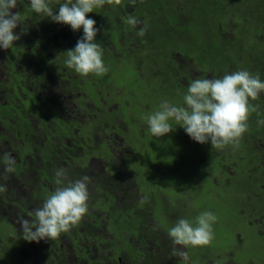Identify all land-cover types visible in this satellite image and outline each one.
I'll return each instance as SVG.
<instances>
[{"label": "trees", "instance_id": "1", "mask_svg": "<svg viewBox=\"0 0 264 264\" xmlns=\"http://www.w3.org/2000/svg\"><path fill=\"white\" fill-rule=\"evenodd\" d=\"M19 1L28 8L30 20H33L38 27L40 26L45 33L56 36L57 63L55 68L50 69L48 73L56 72L62 87L65 85L68 87L72 84L73 87H77L80 92H83V90L92 89L95 80L103 78L104 81L100 84L101 88L110 90L120 83L119 80L117 84L112 79L117 74L120 75L122 71L124 77H128L130 73H133L135 77L143 76L135 82L129 83L125 78V83L129 84L130 90L133 92L139 90L140 102L151 105L137 109L138 117L148 116L157 110L164 100L173 104L175 102L183 103V96L187 93L188 85L191 82L187 86L178 85V78L181 75L183 76L186 68L189 69L190 73L191 71L194 72L192 78L197 79L207 75L211 78H221L227 73L238 70H247L252 74H259L260 79H262L259 69H261L260 61L264 53L261 39L264 33V0H136L135 4L131 0H121L120 5L105 4L103 7L94 9L92 13L87 15L96 21V27L100 29L95 42L102 47V59L105 67L108 68V72L101 76L92 73L83 76L76 73L74 69L68 68L65 64L66 51L75 47L77 40L83 35L82 27L78 31H73L70 25L56 23L43 14L35 13L31 9L29 1ZM63 2L64 0H49V6L53 11H56L59 4ZM17 6L19 7V5ZM129 15L139 19L141 24L135 28L129 26L125 22ZM237 16H240L239 19H236ZM145 24L147 25L146 34L140 37L137 32ZM51 43H53V40ZM185 59L187 61L192 59L190 67L180 62ZM130 62L133 63L131 66L122 69L123 63ZM40 76L38 73V77ZM18 78H20V75H16V78L11 82ZM8 86L9 82L0 80V88L7 89ZM124 95V98L130 99V92H125ZM50 98V104L55 105L56 96L53 95ZM256 100H259V98ZM249 101L254 102L255 100L250 98ZM123 109H125V106ZM116 112L117 110L114 108L103 110L97 114V117L92 119L93 122L86 121L89 124L86 125V129L84 128L85 131L83 130L80 134L82 135L81 139L78 136L71 138L69 135L70 141L68 144L62 143L55 146L53 154L45 152L43 154L44 167H37V170L42 172V179L45 182L43 183L37 179L30 180L35 184L32 192L34 200L31 203L38 205L37 208H39L42 206L43 201L55 191L57 185L54 186L53 182L56 180L55 171L57 169L64 168L66 171L69 168L72 169L67 174V179L70 181H75L85 175L90 177L88 183V210L77 224L65 232L68 233L66 237L70 240L62 243L63 247L68 250L70 242L74 241L75 255L79 258L84 257L89 250L85 247L86 244L82 243V240L85 242L87 238H90L92 242L95 240L100 245L102 240L99 239V231L106 225L110 226L112 220L116 221L111 228V233L115 237H113L115 242L113 244H123V241L120 240L122 224H128V226L131 224L132 227L141 224L144 227L148 223H153L152 217L156 206L154 205L153 208L149 209L151 203L154 204L153 183L149 178L150 173L140 174L137 167L141 162V157L135 152L136 149L141 152L145 151L146 138H141L135 145H132V136L128 133V131L131 133V126H129L131 130L121 128V131L115 127V123L112 121V115ZM260 112L261 108H258L255 115L260 116ZM253 115L254 112H250L248 119L251 120ZM129 116L128 120L133 126L132 115L129 114ZM170 123L175 126V122L170 121ZM98 124L102 126L108 124L107 127L119 136V139L115 138L113 142L98 139V141H104L103 152L106 155L109 153L106 146L114 149L115 159L108 163L109 175L105 173L99 175L98 170L95 171L97 167L95 162H87L84 165L73 164L76 155L80 154L81 157H84L88 155L87 153L98 154L97 150L100 147V142L90 147V143L96 140L95 137L100 132L96 127ZM91 125H93L92 130ZM175 128V131L164 135L163 138L173 135V139L191 140L187 134L179 133L181 129L179 125H176ZM243 136H245V140L241 139L238 147L228 145L224 148H229L234 152L242 151L246 147V138L248 137L246 132ZM121 139H124V141L122 142ZM124 149L129 150L131 154L126 153ZM122 150L124 152L120 155L119 152H122ZM20 151V157L23 159L22 163L26 164L29 160L25 156L27 149H20ZM104 153L102 156H105ZM27 154L34 161L36 155L33 150L30 149ZM47 156L52 158L50 164L46 163ZM2 157L3 149L0 152V164L3 163ZM80 160L83 162L82 158ZM69 165H80L81 168L78 171L74 169V166L69 167ZM106 178L108 179L106 180ZM0 186L6 187L2 183H0ZM100 188L104 190L105 197L96 194ZM2 192L0 191V193ZM145 196H147V200L142 202ZM251 196L252 200H247L245 205L248 206L249 204L251 216L260 217L262 215L261 211L252 209L256 196L255 194ZM130 199H133L134 202L128 203ZM108 201L110 203L106 206ZM163 201L166 202L163 198L161 206L164 205ZM140 205L143 209H140ZM156 205L158 204L156 203ZM16 211L21 216L17 215L15 220L23 217L22 215L26 219H35L33 213L25 207L19 206ZM163 213L158 214V217L172 226L180 219V214L173 218ZM157 225L160 226L159 223ZM133 233V236H128L125 240V249L129 245L133 247L134 243L143 237L142 233H138L139 236L136 238L137 231ZM61 234L59 236L63 237ZM146 234H150L148 230H146ZM161 241L166 243L162 251L166 253L172 250L173 253L174 245L173 247L170 246V236L167 234L165 236L161 235ZM110 244L112 242L109 241ZM23 246L26 247L22 248ZM43 246L38 243L33 245L32 241H28L26 244L23 243L21 245L22 250H13L15 251L13 253L5 252L10 257H7V260H1L0 264H60L59 262L50 261L56 256H60V258L63 256L56 255L59 251L60 253L64 252V249L61 250L59 242L57 241L55 246L50 248H46V245ZM57 247H59V251ZM131 247H129L130 250ZM207 250L208 254H212L215 258L216 251ZM110 255L118 257V253L110 252ZM125 256L130 259L131 264H140L139 258H135L132 251H129V254H125ZM100 260H102V257L94 258L93 262L98 263ZM116 264L120 263L116 262Z\"/></svg>", "mask_w": 264, "mask_h": 264}, {"label": "flooded vegetation", "instance_id": "2", "mask_svg": "<svg viewBox=\"0 0 264 264\" xmlns=\"http://www.w3.org/2000/svg\"><path fill=\"white\" fill-rule=\"evenodd\" d=\"M17 5H19V7L17 6V8L13 9L12 11L20 12L19 14L21 18V25H18V27L13 31L15 34H19L21 33V29H24V34L21 35V38L19 40L14 41V44L11 48L7 50L0 48V80H2L3 82H9V86L7 87V89L0 88V152L3 149V152H10L12 156L15 157V165L13 171V173L15 174L12 175L13 178H11V184L9 185V188L14 194V199H10L8 196H6L5 190L0 193V221L7 222L11 226H14V228L15 225L13 221H15L17 215L21 216L20 214H18V211H16L17 207H25L30 212H32L31 208L35 207L32 204L34 196L32 198H27V196L24 194L23 187L18 184V181H23L24 183L28 184L30 188H35V184H33V182H31L30 180L37 179L39 181H42L43 183L45 182V180L42 179V172L38 171L37 167H44L45 162L43 154L45 152H51L53 154L55 152L56 142L58 143V145H61L62 143L68 144V142L70 141L69 135L71 138L78 136L81 139L82 135L80 134L83 132V130L85 131L86 125L89 124L86 121L93 122L92 119L94 117H97L98 113L102 112L103 110H111L114 108L117 110V112L112 115V121L115 123V125H118L115 122V117L117 115L124 116V121H126L132 128V130L130 129V127L128 129L131 130V133L128 131L129 135L132 136L131 144L135 145L136 140L146 138V136L150 133L147 128L145 135H137L136 130L138 129V125L140 124V122L147 124L145 116L138 117L137 109L151 106L149 104H142L140 102V97H138L140 95V92L137 88V90L133 92L132 90H130L129 84H126L122 81V76H124L123 71L120 73V83L118 84L117 82L118 85H116V87L114 88L112 87V89L110 90H104L101 88L100 84L104 81L103 78H98L97 80H95V83H93L92 85L93 88L90 90H83V92H80L77 87H73L72 84L68 87H66L67 85L62 87L60 78L56 74V72L48 73L50 72V69L55 68L57 63L58 50L55 45L56 36L54 34L45 33L40 26L38 27L36 23L33 22V20H30L28 8L25 6V4H21L20 1L17 0ZM261 39L264 49V33ZM52 40L53 43H51ZM260 66L261 70L259 72H261L262 79L264 80V53L260 61ZM38 73L41 75L40 77H38ZM16 75H20V78L16 79L14 82H11L14 78H16ZM141 77L143 76L136 77L133 82L140 79ZM123 78L125 80V77ZM200 78L202 79V76ZM178 85H188V82L185 83L183 81L182 75L180 78H178ZM111 92H117L118 94H120L121 99L115 105L112 104L110 100ZM125 92H130V99L124 98ZM75 93H78L80 95V98L77 99L76 102L80 104H86V106L83 105L81 108L75 109L68 104L67 99ZM53 95L56 96V104L52 106L50 104V97ZM59 96L61 97L59 98ZM258 98L259 100H255L254 102L249 101L251 105H256L258 106V108H261V112L260 116L255 115L254 112L251 120L248 119L247 121L248 126L249 124L253 123L256 125V128L252 133L246 132V135L248 136L246 138V147L240 152H234L229 148H223V150H219L218 154L221 155V157L223 155L228 160L231 166L234 165L233 171L240 170L239 163L240 161L244 160L245 156L256 161L257 167L248 170L249 175L247 176V178H249L251 181H253L255 178L257 187L254 189L243 188L244 191L240 195V200L245 204L247 200H252L251 195L255 194L256 199L252 205V209L254 211H261L262 215L260 216L261 218L253 217V215L251 216V214L249 213L248 215H243L241 219L250 217L252 221L251 224H256L261 236H263L264 222L262 220L264 219V161L262 163H260V161L264 160V124H258V121L264 119V92H261ZM87 100H90L91 104H87ZM133 103L135 105L131 106V104ZM91 106L94 108H92ZM124 106L125 109H123ZM124 110H127L126 115L123 114ZM132 111L135 112L133 113L134 115H137V121L135 122L134 119V122L132 123L133 126L128 120V117L130 118L129 114L132 115ZM132 117L134 116L132 115ZM100 126L102 125L98 124L96 127H98L99 129ZM107 126L108 124L105 126L106 130L112 131ZM241 139L245 140V136H242ZM103 142L104 141L100 143ZM108 147L106 146L108 152L113 154L114 149L112 147ZM20 149H27L25 156L26 159L28 158L29 160L26 164L22 163L23 159L22 157H20ZM30 149L33 150V153L36 155L34 161L29 158V155L27 154ZM98 153L99 154L97 155L103 154L102 152ZM87 154L88 155H85L84 157H81L80 154L76 155L73 164L76 163L84 165L87 162H95L96 165H98V157L92 155V153ZM237 154H240L239 160H237L235 157ZM80 158H82L83 162H81ZM221 161L227 167V162L223 158H221ZM28 162L30 163L28 164ZM51 162V156H47L46 163L50 164ZM2 164L3 163L0 164L1 180L3 176V172L1 170L5 167L4 165L2 166ZM71 166L74 165H69V167ZM80 168V165L74 166V169L78 171L80 170ZM71 170L72 169L69 168L67 170V174H69ZM160 171L163 172V174L160 172L161 175H164L165 169H162V167H160ZM257 171H260L262 173L261 177H258ZM53 185L56 186V183H53ZM10 200H14V208L7 206L10 204ZM176 200L175 202L171 200L170 203H168L167 201H163V206H161L160 203L156 205V202L154 201L156 207H154L155 209L152 217L153 223H148L144 227L141 224H138V227H133V230H136L137 233H142L143 235L142 239L138 240L137 244L134 243L133 247L129 245L125 249L126 244H123L122 246L120 244H113V236L111 239L112 244L108 246V253L101 254L98 251V248L104 247L107 250L108 247L103 243H100V245L96 246V244L92 242V239L87 238V241L85 242L82 240V243H84V245L86 244L85 247L89 249L84 257L82 256L81 258H79L75 255V243H73L74 241H71L68 250H63L64 252H66L65 254L67 257L65 256L64 252L60 253L59 247H57V250L59 252H55L56 255L59 254L63 256L61 258L60 256H56V258L51 259L50 261L59 262L60 264H116V262L120 264H126L123 263L122 259L126 258L125 254L128 255L129 251H132L134 253L135 258H139L140 264H161L167 256L178 258V256L173 255V253L171 252L172 250H169L166 253L162 251V248H165L166 243L165 241H161V235L165 236L167 234L169 236V234L168 230L163 229L161 226L157 225V223H160L161 219H158L155 214V211L159 212V214L164 212L165 215H170L173 218H176L180 214V219H187L183 214L180 213L181 210L178 211V209H175V206L178 204L180 205V201H184L185 199H178V201ZM131 202H134V200H128V203ZM181 203L186 209H190V211L194 209L200 211L199 209H201L193 207L191 202L188 203L187 201H185ZM37 206L38 205H36V208ZM140 209H143L141 205ZM22 216L23 218H25L24 215ZM146 230L149 231V235L146 234ZM246 234L247 233H244V236ZM61 235L65 237L68 236V233L63 232V234ZM130 235L133 236L134 233L132 232L130 233ZM1 240L0 251L4 253H13L15 252L13 250H22L21 246H9V248L5 250V246H3L2 244L3 240ZM238 240L240 241V239ZM42 245L45 246V244L43 243ZM49 246L51 247L52 245L50 244ZM170 246L173 247L171 242ZM24 247L26 246H23L22 248ZM60 247L64 248L62 243L60 244ZM129 247H131V250ZM187 251L189 259L187 261L181 259L177 264H193V258L189 253L190 251L188 249ZM234 251L235 249L230 253L233 254ZM110 252L118 253V257L111 256ZM230 253H227V256L223 253L224 257H227L225 260L232 261L234 264H246L245 261L238 262L230 258L228 256ZM104 255L106 256L104 257ZM252 255L256 257V253ZM6 257L10 256H7L6 253ZM101 257L102 260H100L98 263L93 262L94 258ZM147 258L150 259L147 261ZM205 258L206 260H204L203 264H210V262L216 263V261H214L215 258H213L212 254H206ZM126 259L130 261V259ZM250 260L251 258L249 259V261ZM254 263L255 262L250 261V264Z\"/></svg>", "mask_w": 264, "mask_h": 264}, {"label": "clouds", "instance_id": "3", "mask_svg": "<svg viewBox=\"0 0 264 264\" xmlns=\"http://www.w3.org/2000/svg\"><path fill=\"white\" fill-rule=\"evenodd\" d=\"M131 2L135 4L136 0ZM29 3L35 13L43 14L56 23L70 25L73 31L83 28V35L75 47L66 51L65 64L68 68L83 76L90 73L101 76L108 72L102 59L103 49L95 42L100 29L87 14L105 4L120 5L121 0H64L56 11L49 6V0H29ZM16 8L17 0H0V48L5 50L24 34V29L19 34L13 31L21 25L19 12L12 11ZM125 22L133 28L141 24L131 15ZM146 30L145 24L139 28L137 35L143 37ZM261 92H264V81H261L259 74L247 70L227 73L221 78L195 79L183 96V106L164 100L145 120L153 137H163L175 131V126L179 125L192 140L200 144L210 142L211 147L216 149L228 145L238 147L248 130L250 112L258 110V106L251 105L249 99L256 100ZM170 121L175 122V126ZM258 124H264V119L259 120ZM2 159L5 173L13 172L15 157L5 151ZM55 177L57 187L42 206L35 209V219L18 218L23 238L27 241L39 242L58 237L77 224L88 210L90 177L85 175L70 181L64 168L57 169ZM4 190L0 186V191ZM146 200L147 196L142 202ZM216 220V215L211 211L200 213L194 221L179 219L168 229L174 245L173 255L187 261L189 256L184 248L208 245L214 238L212 225Z\"/></svg>", "mask_w": 264, "mask_h": 264}, {"label": "rangeland", "instance_id": "4", "mask_svg": "<svg viewBox=\"0 0 264 264\" xmlns=\"http://www.w3.org/2000/svg\"><path fill=\"white\" fill-rule=\"evenodd\" d=\"M239 17L237 16L236 19H239ZM180 62L184 65H187V67H190L192 64V59H189V61L185 59L184 61ZM132 64L133 63L131 62L125 64L123 63L122 69H125L128 66H131ZM260 70L261 69H259V71ZM193 74L194 72L191 71L190 73L189 69L186 68L182 76L183 81L185 83H189L197 79L192 78ZM207 76H202V79L211 78ZM120 77L121 75L117 74L116 77L112 79V81L117 83ZM123 77L124 76H122V81L125 82ZM125 78L129 83L133 82L136 77L133 73H130L129 76ZM261 81L264 80L261 79ZM144 87L148 88V86L145 85ZM60 97L61 96H59V98ZM138 97H140V95ZM79 98L80 95L78 93L71 95L67 99L68 104L75 109H79L83 105L86 106V104H80L76 102V100ZM120 99V94H118L117 92L110 93V100L112 104L115 105ZM87 104H91L90 100H87ZM134 105V103L131 104V106ZM175 105L182 106L183 103L175 102ZM133 113L135 112H131V114L134 116L132 117V119L133 122L134 119L136 122L137 115H134ZM123 114L126 115L127 110H124ZM115 122L118 124L115 125V127L119 128V130L122 131L121 128L126 130L129 129L130 125L126 121H124V116L117 115L115 117ZM90 128L92 130L93 125H91ZM147 128L148 125L146 123L141 122L138 125V129L136 130L137 135H145ZM255 128V124H249L248 130L246 132L252 133L255 131ZM99 129L100 134L95 137L97 141L94 140L93 142H91L90 147H93L97 143L102 142L98 141V139L108 140L110 142H113V139L115 138L119 139V136H117L114 131H107L105 126L104 130L103 126H100ZM179 133L186 134L182 127ZM173 138V135H169L166 138L153 137L151 133H149L146 136L145 151L141 152L138 149H136L135 151L141 157V162L137 168L140 170V174L150 173L149 178L153 183V189L155 193V198H153V200L157 204H161L163 198L168 203H170L171 200L175 202L176 199V201H178V199H186L185 201H187L188 203L191 202L193 207L201 208L199 209L200 211H198L197 209L190 211V209H186L181 203L185 202L183 200L180 201V205L178 204L175 206V209H178V211L181 210L180 213L183 214L189 221H194L195 218L204 211H211L216 215L217 220L212 225L214 238L211 240V242L205 246H187L183 249L187 253V249L190 251L189 253L193 258V264H203L204 260H206V254H208L207 249H209V251H216L214 261H216L217 264H234L232 261L225 260L227 257H224V254L227 256V253L232 252L234 249L235 254L230 253L228 256L234 259L235 261H245L246 264H250V261L255 262L254 264H264V235L261 236L256 224H251L252 221L250 217L241 219L243 215H248L250 213L249 206H246L244 202L240 200V195L244 191L243 188L254 189L257 187V182L255 178L253 181L247 178V176L249 175L248 170L257 167L256 161H254V159L252 158H247L245 156L244 160L240 161L239 163L240 170L233 171L234 165L231 166L228 160L223 155L221 157V155L218 154L220 149L212 148L210 143L200 144L192 140L190 137L189 138L191 140L186 139L185 141ZM121 140L122 142L124 141V139ZM138 141L139 140H136L135 142ZM99 145L100 148L97 150V153H104V143H100ZM56 146H59L57 142ZM124 150L126 153L131 154L129 150ZM124 150H122V152H119V154L121 155ZM104 154L105 156L97 154L95 155L96 157H98V165L95 168V171L98 170L99 175L102 173L109 175L108 163L115 159V153H108V155H106V153ZM235 157L237 160H239L240 154H237ZM221 158H223L227 162V167L221 161ZM263 161L264 160L260 161V163H262ZM29 163L30 162H28V164ZM160 167H162V169H165L164 175H161V173L163 174V172L160 171ZM1 171L3 172V176L2 180L0 178V183L6 186L5 195L8 196L10 199H14V194L8 185L11 184L10 180L11 178H13L12 175L15 173L11 172L6 174L4 169H2ZM257 175L258 177H261L262 173L260 171H257ZM107 179L108 178H106V180ZM53 183L55 184V182ZM18 184L23 187L24 194L27 196V198L33 197L32 192L34 188H30V186L24 183L23 181H18ZM96 194L105 197V192L101 188ZM9 202L10 204L7 206L14 208V200H10ZM109 203L110 201H108V204L106 206H108ZM154 205L155 203H151L149 209L153 208ZM34 206L35 207L31 208V211L33 213L35 209H37L36 205ZM155 214L156 217L159 219V212L155 211ZM262 221L264 222V219ZM115 222L116 221L112 220L110 226L106 225L102 230L99 231V239L102 240L100 241V243H103L107 247L109 246V241L111 242V239L113 237V234L111 233V228L114 226ZM13 223L16 229L9 223L0 221V240H3L1 241L3 246H5V250H7L9 246H21L23 245V243L26 244L28 242L23 238L22 231L18 224V220L13 221ZM159 225L166 230L173 227L170 223L165 220H161ZM131 227V224L129 226L128 224H122L121 226L122 235L120 237V240L123 241V244H125V240H127L128 236H132L129 234L136 231L133 230V227ZM134 227H138V225ZM244 233L247 234L244 236ZM138 236L139 234L136 233V238ZM238 239H240V241ZM67 240L68 238L66 236H58L54 239H43L37 243H43L47 247H50V244L52 246H55L57 241L59 242V244H61ZM32 242L33 245L37 244L36 241ZM93 243H96V241L93 240ZM123 244L120 245L122 246ZM135 244H137V242ZM171 244L173 245L172 241ZM97 245L98 242L96 243V246ZM63 249L64 248H62V250ZM64 250L67 251V249ZM98 251H100L101 254L108 253V251L104 247H100ZM222 251L224 254L222 253ZM254 253H256V257L252 255ZM250 258L251 260L249 261ZM1 260H7L6 253L2 251H0V262ZM122 260L123 263L131 264V262L126 258H123ZM180 260V257L176 258L172 256H167L161 264H177ZM216 263L210 262V264Z\"/></svg>", "mask_w": 264, "mask_h": 264}]
</instances>
